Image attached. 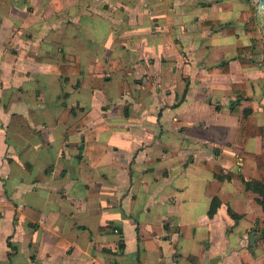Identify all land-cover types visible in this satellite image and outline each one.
<instances>
[{"label":"crops","instance_id":"obj_1","mask_svg":"<svg viewBox=\"0 0 264 264\" xmlns=\"http://www.w3.org/2000/svg\"><path fill=\"white\" fill-rule=\"evenodd\" d=\"M26 1L34 7H7L0 16V264H243L242 253L246 264H264V210L255 194L226 180L208 217L212 173L195 163L186 141L188 125L206 121L225 147L205 160L246 179L260 176L245 153L263 152L261 136L235 142L243 108L213 112L209 101L191 102L190 85L180 80L192 72L185 62L200 59V45L215 43L206 28L218 16L206 6L219 0L181 9L187 23H174L170 7H157L162 0H61L64 7L49 11ZM102 33L111 48L100 45ZM75 57L81 73L53 72ZM101 58L110 74L112 58L135 59V73L127 72L135 74V98L110 76L93 88ZM233 62L239 65L231 60L227 73L204 68L203 90L220 92L212 86ZM124 101L129 109L118 116ZM87 143L106 147L95 165ZM166 166L167 175L153 174Z\"/></svg>","mask_w":264,"mask_h":264},{"label":"rangeland","instance_id":"obj_2","mask_svg":"<svg viewBox=\"0 0 264 264\" xmlns=\"http://www.w3.org/2000/svg\"><path fill=\"white\" fill-rule=\"evenodd\" d=\"M200 1L202 0H162L160 3H157V7H159L161 4L162 7H170L168 9L169 10L168 14H169V18L172 19L174 23L175 21L178 22L179 18L180 20L185 21L187 23L190 17H188V15H184V17H182L181 9L184 8L187 9V7H203L201 6ZM114 2L115 0L112 3L114 4ZM254 2H255L254 0H251L249 2H247L246 0H219L218 4L206 6V7H213L211 8V11L216 12L218 16L215 17L213 19V23L212 24L210 23L211 25H209L208 28H206V31L211 36L214 37L215 43L213 44L207 43L208 45L206 46L200 45L201 48L203 49L202 54H200L201 55L200 59L195 60V58L192 57L189 61L185 62L190 64L192 67V72L190 73V76L187 75L183 77L181 74L180 75L181 79L179 77L178 79L182 81V85H185L187 82L189 83L190 89L192 91L191 102H195L197 100H200L202 102L209 101L212 105V109H213V105L215 106V110L213 109L212 111L218 112L221 111L223 107H228V104L230 103L231 100H234L237 97H241L240 100L241 103L239 102V104L236 107L239 110H241L244 107H249V108L251 107L252 109L251 113L254 111L253 117L250 114L251 118L252 119L262 118V120H264L263 42L259 40L256 44H254L252 49L249 50L247 49L240 55L237 52V47H245L251 44L248 35L245 34L244 31L242 30L241 21H238V16L240 15V12L243 9H246L247 7H249L250 4H253ZM39 4H41V7H47L48 11L52 9L51 7L55 9L64 7L61 0H55V1L40 0ZM114 6H118V5L115 4ZM7 7H34V6H28L26 0H17L16 2L15 1L10 2L9 0H0V16L6 15ZM193 9L195 10V8ZM193 12L199 14V11L197 12L193 11ZM211 14H213V12H211ZM195 17L196 16L193 15L194 19ZM63 18L66 19L65 16H63ZM234 19L236 20L237 26L235 25L232 26L233 28L232 33H229L226 27L214 26V23L216 22L217 23L227 22ZM102 37L101 38L103 42H101L100 45L102 44L104 47H107L109 45V48H111L110 46L112 44V37L107 36L104 33H102ZM197 46L199 45L193 44V47H197ZM104 47L100 48V52H104L103 51ZM212 53H214L215 54L214 56L216 57L214 58V60L211 59V57L213 56ZM89 54H91V52H89ZM234 55H238L239 58H242L245 61L254 60L257 64L243 70L240 69L242 67L239 62V59H236V62H238L239 65L234 62L231 63L232 66L234 65V71H232L231 74L224 75L223 78H221V80L217 82L218 85L212 86L214 88L217 87V89H220L219 90L220 92H216V90L210 91L209 89L205 92L203 90L205 84H200L201 82L197 80L201 76V73H204L203 72L204 68H207L222 60L230 59ZM107 61L108 60L101 58L99 61L93 63V67H96V69L98 70L97 73L99 74V76L94 77L95 79H99V81H95L92 83L94 86L93 88H96L95 84L101 83L102 80L107 81L111 77L114 78L113 80L115 81L114 84L117 83V85L119 84V82L122 83L123 81H125V85L128 87V89H130L131 94H134L132 95L133 97L132 96L130 97L132 99L135 98V93L134 91H132L134 90L136 84V79L134 76L135 74L128 75L127 73V72L135 73L134 71L135 68L134 65L136 64L135 59L134 61L126 62L123 60H119L118 58H112L111 67H113V69H115L116 71V73H112V74H110L107 71L109 68V64L107 63ZM89 62L90 61H86L85 63H89ZM121 66H122L121 68L122 70L123 69L126 70L125 73H120L119 67ZM151 84L152 82L149 81L148 85ZM99 90H102V88H100ZM112 90L113 89L111 88L110 92ZM48 93L49 91H47V94ZM75 98H76V94H72V96L69 99L75 100ZM123 103L124 105L118 110L117 115L125 117L129 109L128 108L129 104H126L128 102L125 101ZM187 130L189 132V136L186 138V141H190V145H191L190 149H192L193 152L191 156L192 159L196 158L195 163H198L200 160L201 161L205 160L206 158L212 159V157L217 155L225 147L224 146L225 142H220L218 140L213 139V137L218 136V134L216 133L214 127L209 128V125L207 124L206 121L203 120L192 121L188 125ZM252 143L254 144L255 141L252 140ZM252 143L250 142L251 146ZM228 147H230V145H228ZM262 151H263L262 153L264 154V150ZM49 154L53 156L52 150H49ZM167 159L169 160V158ZM131 172L132 171H129V173ZM153 174H158L159 177L162 178L164 175H167V166L166 168H160V170L157 173L154 171Z\"/></svg>","mask_w":264,"mask_h":264},{"label":"trees","instance_id":"obj_3","mask_svg":"<svg viewBox=\"0 0 264 264\" xmlns=\"http://www.w3.org/2000/svg\"><path fill=\"white\" fill-rule=\"evenodd\" d=\"M55 1V0H52ZM247 2L251 0H246ZM253 4H250L249 7L243 9L238 16V21H241L242 30L245 34L248 35L250 40V45L245 47H237L238 54H242L247 49H252L254 44L259 40L263 42L264 46V0H254ZM232 22L220 23L221 27H226L229 33H232L233 28L231 25ZM234 59H239V62L242 67H251L257 63L254 60H243L239 58L238 55H234L230 59L222 60L218 63H215L207 67L209 73H227L229 72V62ZM53 72L59 73L60 75L67 76L69 74L81 73L80 64L78 57H75L74 64H61L53 65ZM186 91V89H185ZM246 98V97H245ZM241 97H237L234 100H231L228 104V108L231 111H234L236 106L239 104ZM219 108V107H217ZM251 108L245 107L242 110L243 123L240 124L236 131L235 142L241 144L245 137L247 136H261L262 142L264 145V124L258 125L251 118ZM83 120L80 121L82 123ZM68 132L72 131V128H68ZM106 147L101 143H87L86 144V154L90 159L92 165H95L100 158L105 153ZM245 155L250 156L256 162L257 169L259 170L260 176L258 178H244L243 175L234 170H226L220 164L210 161V160H200L198 162L199 166L210 171L212 176L207 180L205 185V194L211 198L210 205L207 211L208 217H213L217 212L221 204V199L219 197V191L224 181L237 179L242 181L244 189L251 191L255 194L256 202L264 210V159L262 153H245ZM191 158H189L190 161ZM227 212L233 219H237L238 216L232 211L230 206L227 207ZM116 228V227H115ZM121 233L120 229H117ZM264 238V228L261 233ZM264 242V241H263ZM122 246V243L119 244ZM241 262L246 264L247 254H241Z\"/></svg>","mask_w":264,"mask_h":264},{"label":"water","instance_id":"obj_4","mask_svg":"<svg viewBox=\"0 0 264 264\" xmlns=\"http://www.w3.org/2000/svg\"><path fill=\"white\" fill-rule=\"evenodd\" d=\"M254 239H255V233L252 232V233H250V240H251V242H253Z\"/></svg>","mask_w":264,"mask_h":264}]
</instances>
